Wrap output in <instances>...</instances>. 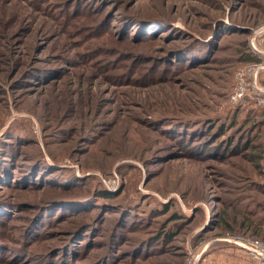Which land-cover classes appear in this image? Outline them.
<instances>
[{"label":"rangeland","instance_id":"1","mask_svg":"<svg viewBox=\"0 0 264 264\" xmlns=\"http://www.w3.org/2000/svg\"><path fill=\"white\" fill-rule=\"evenodd\" d=\"M259 51L264 0H0V264H255Z\"/></svg>","mask_w":264,"mask_h":264},{"label":"built area","instance_id":"2","mask_svg":"<svg viewBox=\"0 0 264 264\" xmlns=\"http://www.w3.org/2000/svg\"><path fill=\"white\" fill-rule=\"evenodd\" d=\"M258 61L236 72V83L232 100L245 96L255 98L264 110V83L258 81V72L264 70V51H259ZM239 245L254 259L255 264H264V242L259 239L242 238Z\"/></svg>","mask_w":264,"mask_h":264},{"label":"trees","instance_id":"3","mask_svg":"<svg viewBox=\"0 0 264 264\" xmlns=\"http://www.w3.org/2000/svg\"><path fill=\"white\" fill-rule=\"evenodd\" d=\"M258 59L259 58H256V57H252V60L253 61H251L252 63H255V62H257L258 61ZM263 76V78L260 80V76ZM258 81L259 82H261V83H264V70H262V71H259L258 72ZM250 98V97H249ZM250 100H255V98H250ZM255 102H256V100H255ZM206 123L207 124H205V127H207L208 126V124L210 125L211 124V122L210 121H206ZM219 127H220V132L219 133H224L225 132V128H226V123H221V125H218ZM40 154H38V156H39ZM6 161V160H5ZM2 163V159H0V164ZM3 164H5V165H8V163H7V161L6 162H3ZM34 164H36V163H34ZM20 165V164H19ZM0 168H2L1 166H0ZM11 168V167H10ZM13 170V169H12ZM12 170H9V171H6V170H1L2 172H1V174H0V179L3 177V179L5 178L4 176L6 175V174H8V172L9 173H11L12 172ZM19 170H22V168H20ZM15 171H17V168L15 167ZM54 171H55V169H54ZM6 174H5V173ZM57 172V171H56ZM5 186H8V185H5ZM63 188H66V187H63ZM101 193L103 192V191H100ZM106 195H107V193H106ZM65 199V198H64ZM64 199H62V200H60V199H58V201H59V203H63L65 200ZM64 200V201H63ZM6 201V199L4 198V196H2V195H0V202H5ZM55 201H57V200H54V201H52V202H54L55 203ZM60 201H62V202H60ZM66 202H71V201H66ZM50 203V202H49ZM71 203H74V202H71ZM46 204H48V203H46ZM57 205L58 204H56L55 205V207H54V209H56L57 208ZM6 205L4 204V205H0V219L2 220V219H5V218H7V219H9L10 217H12L11 215V213H10V210L8 211V209H6V207H5ZM54 206V205H53ZM43 206H39V207H36V211H33V213H32V215L28 218V223H30L31 225H30V227H29V233L31 234V233H33L34 232V227H35V225L39 222V221H42V219H43V213L46 211V210H49V209H51V206L50 207H44V208H42ZM68 208H70V207H65V208H63V206H60V208H59V210H60V212H62V213H64V212H66V213H71V211L68 209ZM87 210H89V208L87 209ZM81 211V210H80ZM5 215H7V217H5ZM120 221H121V219H120ZM1 222H4L3 220L1 221ZM122 222V221H121ZM122 224H124L123 222L122 223H120L119 224V228H121V227H123L122 226ZM126 225V224H125ZM79 229V228H78ZM78 229H75V231L74 232H76ZM1 244V243H0ZM2 246V245H1ZM0 246V247H1Z\"/></svg>","mask_w":264,"mask_h":264}]
</instances>
